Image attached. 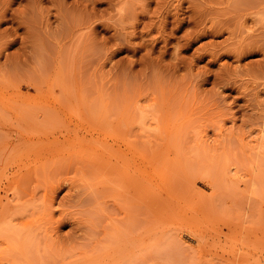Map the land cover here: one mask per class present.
<instances>
[{"label": "rangeland", "instance_id": "1", "mask_svg": "<svg viewBox=\"0 0 264 264\" xmlns=\"http://www.w3.org/2000/svg\"><path fill=\"white\" fill-rule=\"evenodd\" d=\"M260 133L264 0H0V264H264Z\"/></svg>", "mask_w": 264, "mask_h": 264}, {"label": "bare ground", "instance_id": "2", "mask_svg": "<svg viewBox=\"0 0 264 264\" xmlns=\"http://www.w3.org/2000/svg\"><path fill=\"white\" fill-rule=\"evenodd\" d=\"M144 117L145 116L142 114L141 115V118L144 119ZM260 134H261L260 135L261 140H259L260 143H258L259 144V147L264 143V138H263L264 133H260ZM193 186L196 189V191L199 192V193H201V194H204L205 192H207V190H210L211 189L210 185L208 183H206L205 181H201L200 182V186H196V182L194 181L193 182ZM179 238H184L186 242H190V243H196V242H198V239L195 238L193 234H191L190 232H187V231H185L182 234H179Z\"/></svg>", "mask_w": 264, "mask_h": 264}]
</instances>
